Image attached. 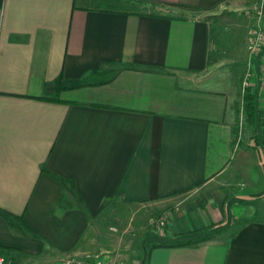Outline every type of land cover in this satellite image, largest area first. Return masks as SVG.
Instances as JSON below:
<instances>
[{"label": "crops", "instance_id": "1", "mask_svg": "<svg viewBox=\"0 0 264 264\" xmlns=\"http://www.w3.org/2000/svg\"><path fill=\"white\" fill-rule=\"evenodd\" d=\"M257 28L264 0H0L3 264L106 251L167 209L124 263L264 264V128L256 164L235 142L248 71L264 114Z\"/></svg>", "mask_w": 264, "mask_h": 264}, {"label": "rangeland", "instance_id": "2", "mask_svg": "<svg viewBox=\"0 0 264 264\" xmlns=\"http://www.w3.org/2000/svg\"><path fill=\"white\" fill-rule=\"evenodd\" d=\"M259 8L260 6L255 5L254 7L251 8L250 11L253 13V15H255V13L258 12L257 9ZM215 59H217L216 61L218 62L227 61L226 55H224V51L221 49L219 50L218 56ZM242 78L243 77L240 78L241 87H242ZM256 114H257V118L253 123L247 122L245 119L246 115L243 114L235 134V142L241 145L242 147L246 148L247 151L246 163L250 162V164L253 163L256 164L257 160L260 157V153L256 145H258L261 142L260 140L261 138L260 136L262 135L261 128H264V114H262L263 118H259V113ZM263 167L264 166H262L261 168H259V166H251V165L248 166V170L250 171L251 175H253L252 179L253 178L254 179L252 181L250 179L247 180L248 185L245 186L246 189L253 188L255 189V191H257L259 189V186H253L252 185L253 182L256 185L264 184V182L261 183V181H263L264 179V175L260 174V170H262ZM237 184L239 185L240 183ZM243 184H246V182ZM260 188L262 189V186H260ZM141 210L143 211V208ZM170 212H171L170 209L163 210L162 213L160 214L144 213L143 215L140 212H138V214L133 215V217L124 219V222L118 224V226L115 225L113 226L116 227V231H111L109 229L110 233L117 235L118 243L112 244L113 246L109 247L106 251L95 252V254L109 253L117 257L121 261H124L125 257L131 258L140 253H142L143 255L145 251L148 249L147 242L149 240L150 233L151 235L152 233L157 234L166 227ZM161 220L163 222L162 225L159 224V221ZM144 229H148L147 234H143Z\"/></svg>", "mask_w": 264, "mask_h": 264}, {"label": "built area", "instance_id": "3", "mask_svg": "<svg viewBox=\"0 0 264 264\" xmlns=\"http://www.w3.org/2000/svg\"><path fill=\"white\" fill-rule=\"evenodd\" d=\"M261 7L259 9V15L261 16ZM264 33L261 29L257 28L251 32V35L248 38L247 49L250 52H253L257 49L261 41L263 40ZM250 72H246L242 78V87L243 89L249 86ZM162 220L159 221V224L162 225ZM111 231H116V227L111 226L109 228ZM4 257L0 256V264L4 263ZM55 264H126L123 261L119 260L117 257L109 253H84L82 255L75 256H64L59 258Z\"/></svg>", "mask_w": 264, "mask_h": 264}, {"label": "trees", "instance_id": "4", "mask_svg": "<svg viewBox=\"0 0 264 264\" xmlns=\"http://www.w3.org/2000/svg\"><path fill=\"white\" fill-rule=\"evenodd\" d=\"M256 96L253 94L250 89H245V92L243 93V100H244V112H245V118L246 121L249 123H253L257 118V108H256V102H255ZM8 214V213H7ZM9 216V215H7ZM210 233V230H198L194 233H191L187 235V242L192 243L199 241Z\"/></svg>", "mask_w": 264, "mask_h": 264}]
</instances>
